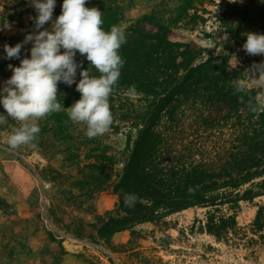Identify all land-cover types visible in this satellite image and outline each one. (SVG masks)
Masks as SVG:
<instances>
[{
    "label": "rangeland",
    "instance_id": "obj_1",
    "mask_svg": "<svg viewBox=\"0 0 264 264\" xmlns=\"http://www.w3.org/2000/svg\"><path fill=\"white\" fill-rule=\"evenodd\" d=\"M62 2L57 0L53 20L61 14ZM201 2L196 12L200 19L179 26L174 41L200 46L203 55L197 63L211 56H230V66L242 73L240 84L257 90L264 107V88L254 85L251 76V66L264 61V56L248 55L242 48L247 33L264 34V0ZM88 3L86 7L101 10L97 0ZM101 3L103 8L119 10L123 17L119 27L123 30L153 11L168 19L177 6L176 0ZM35 14L26 0H0V35L15 43L23 41L34 30L30 17ZM50 23L44 27H50ZM30 47L28 44L22 48L23 58L30 55ZM4 60L7 63L14 59ZM76 60L95 76L90 62L79 53ZM79 73L77 69L76 82L81 78ZM11 75L0 78V87ZM254 75L258 77L259 72ZM80 96L76 83L58 84L57 100L62 108L39 120L35 148L25 145L9 149L7 137L19 123L9 117L0 125V264H264V211L261 227L254 226L264 207L263 188H254L244 198L250 184L237 191L223 188L217 192L220 199L215 206L187 208L144 223L131 221L119 209L117 187L128 160V138L136 136L139 118L153 99L141 94L111 93L113 125L103 136L89 139L86 126L70 121L67 115L66 108ZM0 113L7 115L2 105ZM178 113L183 133L174 142L181 150L195 142L190 127L200 120L190 102ZM159 125L160 131H166L170 125L168 115L162 114ZM230 135V129L225 128L206 138V150L218 143L220 136L226 140ZM254 182H264V176ZM238 193L241 199L236 202ZM209 214L234 219L227 235L218 238L208 231Z\"/></svg>",
    "mask_w": 264,
    "mask_h": 264
},
{
    "label": "trees",
    "instance_id": "obj_2",
    "mask_svg": "<svg viewBox=\"0 0 264 264\" xmlns=\"http://www.w3.org/2000/svg\"><path fill=\"white\" fill-rule=\"evenodd\" d=\"M101 1L97 0L102 4V27L105 30L113 25L119 27L123 21L119 10L103 8ZM176 1V10L170 18L153 11L124 29L127 42L119 49L125 63L112 93H128L134 85L135 94L153 99L139 118L136 136L128 138V160L117 187L119 209L135 223L149 222L187 208L215 206L220 199L217 192L223 188L237 191L250 184L243 198L252 194L254 188L264 189V182H254L264 176V107L258 100L259 92L240 84L242 73L230 66V56H211L197 63L203 55L200 46L174 41L179 26L200 19L196 12L197 5L202 3L201 0ZM5 43L16 44L0 35V78L12 74L9 64L20 63L19 59L5 62ZM23 56L21 52V59ZM90 67L95 76L100 75ZM237 85L244 91L238 92ZM187 102L199 113L200 121L190 127V137L194 136L195 142H190V148L178 150L174 141L183 132L176 114ZM250 105L257 110L253 111ZM162 114L168 115L170 122L166 131L159 129ZM56 121L60 122L58 116ZM225 128L230 129L229 139L217 137L220 141L206 150V138ZM184 150L190 155L185 157ZM125 193L136 195L134 206L125 204ZM235 199L236 202L241 199L240 193ZM263 211L264 207L258 212L256 229L261 227ZM233 221L232 217L216 218L209 214L207 229L220 238L229 233Z\"/></svg>",
    "mask_w": 264,
    "mask_h": 264
},
{
    "label": "clouds",
    "instance_id": "obj_3",
    "mask_svg": "<svg viewBox=\"0 0 264 264\" xmlns=\"http://www.w3.org/2000/svg\"><path fill=\"white\" fill-rule=\"evenodd\" d=\"M26 2L36 13L30 17L34 21V30L15 46L3 45L4 59L20 60L19 66L8 65L12 75L0 87V105L7 114L0 113V125L9 117L19 123V127L7 137V146L11 150L25 145L36 147L34 141L40 132L39 120L62 108L57 100L59 83L68 86L76 83V91L81 93L80 99L66 108L69 120L84 124L89 139L103 136L113 123L109 97L118 84L125 63L119 49L127 42L126 32L115 25L105 30L102 12L96 7H86L88 0H63L61 14L54 20L57 0ZM49 22L50 27H44ZM28 44H31L30 55L21 59V50ZM242 48L248 55L264 56V34L247 33ZM77 53L100 75L93 76L84 70L82 61L76 60ZM77 69H80L81 77L78 82ZM251 71L252 83L264 88V61L253 64ZM256 71L258 77L254 75ZM236 90L243 92L244 88L237 85ZM128 93L135 94L134 85L130 86ZM136 199L134 193L124 194L127 206H134Z\"/></svg>",
    "mask_w": 264,
    "mask_h": 264
}]
</instances>
